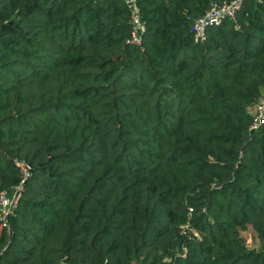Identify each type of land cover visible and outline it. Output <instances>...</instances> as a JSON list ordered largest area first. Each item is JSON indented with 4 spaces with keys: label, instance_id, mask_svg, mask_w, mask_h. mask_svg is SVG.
Instances as JSON below:
<instances>
[{
    "label": "trees",
    "instance_id": "1",
    "mask_svg": "<svg viewBox=\"0 0 264 264\" xmlns=\"http://www.w3.org/2000/svg\"><path fill=\"white\" fill-rule=\"evenodd\" d=\"M0 0V264H264V0ZM251 228L258 247L241 232Z\"/></svg>",
    "mask_w": 264,
    "mask_h": 264
},
{
    "label": "built area",
    "instance_id": "2",
    "mask_svg": "<svg viewBox=\"0 0 264 264\" xmlns=\"http://www.w3.org/2000/svg\"><path fill=\"white\" fill-rule=\"evenodd\" d=\"M130 10L131 35L127 42L139 44L141 36L144 33L145 26L141 20L135 0H124ZM243 0H226L221 4L213 3L205 13L197 18L192 27L191 32L196 41L204 40L208 27L219 24L225 17H233ZM264 122V95L259 98L254 105L253 119L251 128H258ZM24 178L20 184L16 185L12 190L0 192V222L6 225L8 216L14 208V202L19 195L21 184L27 175V167L23 166ZM11 192V193H10ZM10 193V194H8ZM57 264H72L66 261H61Z\"/></svg>",
    "mask_w": 264,
    "mask_h": 264
},
{
    "label": "rangeland",
    "instance_id": "3",
    "mask_svg": "<svg viewBox=\"0 0 264 264\" xmlns=\"http://www.w3.org/2000/svg\"><path fill=\"white\" fill-rule=\"evenodd\" d=\"M241 234L244 237L245 242L249 247H254V248L258 247V240L255 236L254 231L250 227L242 231Z\"/></svg>",
    "mask_w": 264,
    "mask_h": 264
}]
</instances>
